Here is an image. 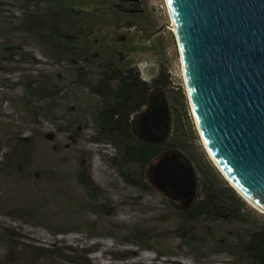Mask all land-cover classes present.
Listing matches in <instances>:
<instances>
[{
	"label": "rangeland",
	"instance_id": "374dc122",
	"mask_svg": "<svg viewBox=\"0 0 264 264\" xmlns=\"http://www.w3.org/2000/svg\"><path fill=\"white\" fill-rule=\"evenodd\" d=\"M114 1L81 0L75 8L100 13L93 42L104 35L117 43L144 80L169 76L164 97L180 101L172 105V114L182 120L196 156L198 147L225 180L199 135L165 0H137L134 15L114 14ZM52 9L0 0V44H12L11 54L0 53V148L4 152L14 141L18 150L27 143L23 148L30 151L26 168L0 166V264H238L222 253L193 260L179 233L197 234L198 227L179 229L176 215L162 203V192L144 193L121 181L109 160L113 149L89 140L87 110L94 99L72 76L68 60H54L38 37L17 29L25 14ZM28 77L38 88L33 97L21 86ZM159 99L153 93L150 103ZM139 114H133L132 123ZM79 171L96 185L94 199L78 184ZM253 212L251 217L264 222L263 214Z\"/></svg>",
	"mask_w": 264,
	"mask_h": 264
},
{
	"label": "trees",
	"instance_id": "16d2710c",
	"mask_svg": "<svg viewBox=\"0 0 264 264\" xmlns=\"http://www.w3.org/2000/svg\"><path fill=\"white\" fill-rule=\"evenodd\" d=\"M78 1L81 0H17L20 4L26 2L38 6L44 3L53 7L42 13L32 11L25 14L17 29L38 37L49 48L54 60H68L66 62L73 69L72 76L94 99V104L87 110L92 124L89 140L96 145L110 146L113 154L109 160L117 176L144 193L156 191L145 178L147 166L152 161L171 152L184 154L193 167L197 182L192 204L185 207L164 194L161 199L176 215L179 229L186 225L198 227L197 234L190 235L185 230L179 233L193 260L200 262L197 259L222 253L231 263L264 264V222L250 216L253 209L220 176L198 147L199 157L196 156L191 148L193 144L185 137L182 120L172 114V105H179V98L174 96L170 103L168 97H164L170 85L169 76L161 73L146 81L138 68L126 61L117 43L104 35L93 42L92 33L98 31L102 16L96 11L84 13L83 6L76 9ZM136 1H114L112 10L118 12L114 13L116 15L128 12L134 15L138 9ZM125 5L129 7L125 8ZM11 51L12 44H0V53L9 55ZM21 86L27 97H33L38 89L29 77L22 80ZM153 93L170 110L168 135L161 144L145 141L132 130L133 114L149 104ZM71 133L76 135L77 132L71 130ZM24 142L21 140L19 145H24ZM10 145L4 152L0 148V166L5 164L6 169L26 168L25 154L30 151L26 149V152L25 145L18 150L14 141ZM77 181L94 199L96 185L87 172L79 171ZM132 242L139 244L136 239Z\"/></svg>",
	"mask_w": 264,
	"mask_h": 264
},
{
	"label": "water",
	"instance_id": "95a60500",
	"mask_svg": "<svg viewBox=\"0 0 264 264\" xmlns=\"http://www.w3.org/2000/svg\"><path fill=\"white\" fill-rule=\"evenodd\" d=\"M165 4L204 147L229 185L264 212V0ZM139 113L132 130L145 141L163 143L169 131L163 100ZM148 168L157 190L185 207L192 204L197 182L184 154L167 153Z\"/></svg>",
	"mask_w": 264,
	"mask_h": 264
},
{
	"label": "bare ground",
	"instance_id": "6f19581e",
	"mask_svg": "<svg viewBox=\"0 0 264 264\" xmlns=\"http://www.w3.org/2000/svg\"><path fill=\"white\" fill-rule=\"evenodd\" d=\"M171 27V29H172V31H173V28H172V25L170 26ZM174 32V31H173ZM181 72H182V70H181ZM182 77H183V74H182ZM213 162V161H212ZM215 165V164H214ZM216 166V165H215ZM217 168V167H216ZM219 170V169H218ZM225 178V177H224ZM225 180H226V178H225ZM230 184V183H229ZM239 194V193H238ZM240 195V194H239ZM240 197L250 206V207H252L254 210H256L257 212H259L260 214H263L264 215V212H262V211H260L259 209H257V208H255L254 206H252L250 203H248L241 195H240Z\"/></svg>",
	"mask_w": 264,
	"mask_h": 264
}]
</instances>
